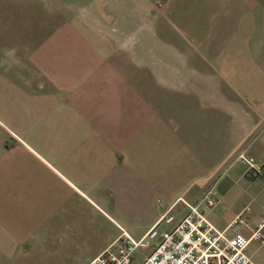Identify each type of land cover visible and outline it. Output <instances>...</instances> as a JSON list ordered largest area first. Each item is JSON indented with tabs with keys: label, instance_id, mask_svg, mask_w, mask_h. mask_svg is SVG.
Wrapping results in <instances>:
<instances>
[{
	"label": "crops",
	"instance_id": "crops-1",
	"mask_svg": "<svg viewBox=\"0 0 264 264\" xmlns=\"http://www.w3.org/2000/svg\"><path fill=\"white\" fill-rule=\"evenodd\" d=\"M9 2L0 264H91L189 205L229 237L264 222V0H86L68 19ZM246 253L264 264L261 239Z\"/></svg>",
	"mask_w": 264,
	"mask_h": 264
},
{
	"label": "built area",
	"instance_id": "built-area-1",
	"mask_svg": "<svg viewBox=\"0 0 264 264\" xmlns=\"http://www.w3.org/2000/svg\"><path fill=\"white\" fill-rule=\"evenodd\" d=\"M237 160L246 166L247 172L260 173L253 157L242 152ZM217 201L218 191L214 185L200 198V203L208 207ZM188 207V212L172 229L161 232L153 229L139 240L126 236L117 251L108 248L91 264H132L134 252L138 249L149 250L139 264H253L246 248L251 239H261L264 243L261 233L264 222L258 224L246 239L229 237L206 218L198 205ZM248 211L249 207L245 206L230 225L245 224L244 213ZM167 220L170 221L171 217Z\"/></svg>",
	"mask_w": 264,
	"mask_h": 264
},
{
	"label": "rangeland",
	"instance_id": "rangeland-1",
	"mask_svg": "<svg viewBox=\"0 0 264 264\" xmlns=\"http://www.w3.org/2000/svg\"><path fill=\"white\" fill-rule=\"evenodd\" d=\"M13 1H18V0H13ZM22 1H27V2L30 1V2H35V3L39 1L40 5H42L41 9H43V5L45 6V4H47V7L44 8L45 9L44 14H46V16H49V14L53 13V14L62 16L63 19H68L70 14L73 11H75L77 5H81L85 3L86 0H51V1L50 0H22ZM9 3H10L9 0H0V16L9 14L7 13L10 11V7L9 8L7 7ZM50 3H53V4L50 5ZM30 15L31 16L33 15L32 9H30ZM138 250L134 252L132 264H134L136 261Z\"/></svg>",
	"mask_w": 264,
	"mask_h": 264
}]
</instances>
